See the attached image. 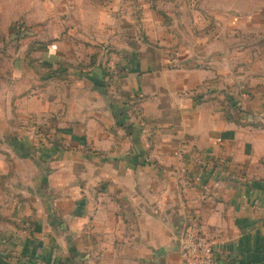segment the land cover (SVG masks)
<instances>
[{
	"label": "crops",
	"instance_id": "obj_1",
	"mask_svg": "<svg viewBox=\"0 0 264 264\" xmlns=\"http://www.w3.org/2000/svg\"><path fill=\"white\" fill-rule=\"evenodd\" d=\"M252 2L203 3L185 33L159 38L169 50L123 31L98 37L113 46L96 58L69 38L27 50L0 84V264H180L190 226L218 264H264V127L249 125L264 120V3ZM121 92L146 126L120 115ZM44 136L65 148L37 150Z\"/></svg>",
	"mask_w": 264,
	"mask_h": 264
},
{
	"label": "rangeland",
	"instance_id": "obj_2",
	"mask_svg": "<svg viewBox=\"0 0 264 264\" xmlns=\"http://www.w3.org/2000/svg\"><path fill=\"white\" fill-rule=\"evenodd\" d=\"M252 1L264 3V0H0V74L3 76L0 84L9 85L12 66L17 62L22 64L23 58L26 60L32 44L69 38L75 51L90 55L92 51L100 53L113 46L95 44L98 37L117 40L123 31L130 39L139 35L142 41L148 38L150 47L164 46L169 50L170 45H161L159 38L169 40L176 35L173 33L176 29L185 33L182 20L191 16L192 20L199 18L203 3L244 6L246 11H252ZM193 22L192 34L197 32L196 21Z\"/></svg>",
	"mask_w": 264,
	"mask_h": 264
},
{
	"label": "built area",
	"instance_id": "obj_3",
	"mask_svg": "<svg viewBox=\"0 0 264 264\" xmlns=\"http://www.w3.org/2000/svg\"><path fill=\"white\" fill-rule=\"evenodd\" d=\"M179 257L180 264H218L213 243L196 226H190L184 232Z\"/></svg>",
	"mask_w": 264,
	"mask_h": 264
},
{
	"label": "trees",
	"instance_id": "obj_4",
	"mask_svg": "<svg viewBox=\"0 0 264 264\" xmlns=\"http://www.w3.org/2000/svg\"><path fill=\"white\" fill-rule=\"evenodd\" d=\"M148 38L145 39V43L147 44V40ZM149 45V44H147ZM34 44L30 45L29 46V59L31 60L32 57L30 55V52L31 50L34 48ZM95 58L97 56V53H95L93 55ZM61 66L63 65V63H60ZM103 73H104V76L106 77V80L107 81H110L113 79V75H114V71L110 70L108 67H103ZM60 69L57 68V69H50V73L51 75L53 74H56ZM110 84V82H109ZM121 95L123 96L124 100H123V110L122 112H120V115L122 117L125 118V120L127 119H130V118H135L136 122L140 125H143V126H146V123H145V119L143 118L142 116V113H141V109L139 107V102L137 101L138 99V96L135 95V94H131V93H123L121 92ZM228 116V114H227ZM229 119H230V116H228ZM264 117V116H263ZM236 122L239 123V121L236 120ZM250 123V124H249ZM247 124L249 125H254V126H260V127H264V120H258V121H255V122H249ZM37 150L39 151H45V152H50L51 150H54V149H58V148H65V146H63L62 142H58L57 140L53 139L51 136H44V138L42 137H39V142L37 144Z\"/></svg>",
	"mask_w": 264,
	"mask_h": 264
}]
</instances>
